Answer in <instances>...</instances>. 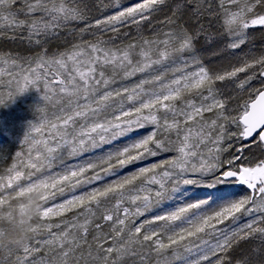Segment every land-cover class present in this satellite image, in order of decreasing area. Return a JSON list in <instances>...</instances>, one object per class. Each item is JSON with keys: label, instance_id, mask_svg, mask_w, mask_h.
<instances>
[{"label": "snow or ice", "instance_id": "snow-or-ice-1", "mask_svg": "<svg viewBox=\"0 0 264 264\" xmlns=\"http://www.w3.org/2000/svg\"><path fill=\"white\" fill-rule=\"evenodd\" d=\"M101 4L102 14L92 15L86 0H0V38L40 49L31 57L0 53V65L19 69L8 72L16 88L0 107L29 89L44 103L19 141L27 151H0L13 161L0 175V232L17 205L23 214L20 202L39 193L38 222L30 221L26 243H0V264H264V159L251 152L264 145V86L236 115L220 87L238 81L244 89L264 78V54H238L250 29H264L257 11L264 0ZM154 20L160 29L145 37ZM221 39L222 48L211 47ZM53 40L70 46L50 53ZM217 56L235 62L206 64ZM163 153L175 155L118 175ZM54 166L61 170L32 179ZM108 176L118 178L54 203ZM239 186L250 193L232 190ZM244 217L252 219L232 227ZM250 240L259 245L235 258Z\"/></svg>", "mask_w": 264, "mask_h": 264}, {"label": "rangeland", "instance_id": "rangeland-1", "mask_svg": "<svg viewBox=\"0 0 264 264\" xmlns=\"http://www.w3.org/2000/svg\"><path fill=\"white\" fill-rule=\"evenodd\" d=\"M110 0H103V4H108ZM123 3H133L135 0H122ZM218 4V0H215ZM86 3L89 5L91 9L92 15L102 14L98 11V8H102L101 0H86ZM257 11H264V8L257 7ZM167 14V8H164L159 14V20H163L165 15ZM153 26L158 30L160 29V25L154 20L152 26H145L143 29V35L145 37H152L156 33L153 32ZM215 30H222V19L215 22L214 26ZM251 35L248 44L241 50L239 55H243L244 53L249 52L251 50L255 55L259 56L264 54V29L259 27L253 28L249 30ZM132 36H136L135 28L131 29ZM131 38V37H130ZM128 40L118 41V43L126 44ZM225 43V40H217L214 44L211 45L212 48H222ZM68 43H65L63 40H53L48 45V50L51 53L55 50L63 51L65 48L69 47ZM199 47L202 50L207 51L208 46L204 44L203 41L200 42ZM39 48L30 47L27 44L21 43L20 41H13L10 39L0 38V53H12L14 55L18 54L23 57H31L34 56L37 52H39ZM229 61L235 62L231 56H217L210 60L206 59V64L211 65L213 68H218L220 66H227ZM27 67V65H25ZM0 71L3 72L0 75V99H3L5 102L9 100V91L14 90L16 88V84L11 81V77L8 75L9 71L18 72L19 69H10L7 65H0ZM250 74V73H249ZM245 73L240 74V79L245 77ZM138 77L132 78V80L126 81V83L131 84L134 83ZM261 78L257 76V78L253 79L244 89H240L238 87L237 82H225V84L220 85L223 89V97L227 101V107L232 111L233 115H236L237 105H242L244 101L248 100L249 93L252 92L254 88H261ZM254 98V94H253ZM44 107V103L42 100V93L38 89H29L27 92L23 93L19 97L15 99L13 103H11L8 107H0V151L3 149H7L13 156L16 151H27V146L19 145L20 139L23 137L24 132L26 131L27 124L29 122H38L40 118V113L37 111L38 108ZM206 117L214 118L212 113H207ZM232 131H235V126H230ZM252 154L258 159H264V146L261 145L257 147L256 145H252L251 148ZM175 153H163L156 158H150L149 160L138 162L134 165H130L125 169L119 171V176H124L132 173L133 171L138 170L139 167L147 166L151 163H155L158 161H162L165 159L171 158ZM88 157H84L83 159H87ZM11 158L0 159V175L6 173L7 168L12 164ZM72 163H77L79 161L72 160ZM59 166H54L53 169H43L41 172L36 173L35 176L32 177L33 180L37 178H42L51 173L60 171ZM118 176H108L105 178V181L94 182L93 185H85L83 188H77L74 192H66L65 196L57 197L54 203H60L66 198H70L72 195H79L86 190H90L92 187H100L105 182H110L111 180L117 179ZM240 194H248L250 190L245 187H236L232 189ZM73 213H66V219H71ZM259 214H257L258 218ZM145 218L150 217H140L137 219V223L142 221ZM252 219V217H244L241 221L238 222L237 225H232L233 228L244 224ZM61 220L60 217L53 218V222H59ZM38 221H33V223H37ZM228 222H226L227 224ZM6 226V225H5ZM63 227V225H62ZM222 227V226H221ZM56 231V229H53ZM259 245L258 240H250L246 243H243L241 247L234 253L235 258H240L242 255L251 254L252 249ZM3 253H0V258L3 257ZM127 264H134L132 259H128ZM155 264V261H153Z\"/></svg>", "mask_w": 264, "mask_h": 264}, {"label": "clouds", "instance_id": "clouds-1", "mask_svg": "<svg viewBox=\"0 0 264 264\" xmlns=\"http://www.w3.org/2000/svg\"><path fill=\"white\" fill-rule=\"evenodd\" d=\"M20 203L25 206L23 214L14 213L13 218L6 224L4 230L0 232V243L14 248L27 242L30 236L29 229L34 218L39 214V193H33L31 196L25 197Z\"/></svg>", "mask_w": 264, "mask_h": 264}, {"label": "water", "instance_id": "water-1", "mask_svg": "<svg viewBox=\"0 0 264 264\" xmlns=\"http://www.w3.org/2000/svg\"><path fill=\"white\" fill-rule=\"evenodd\" d=\"M264 146V145H263ZM240 187H246V186H240ZM247 188V187H246Z\"/></svg>", "mask_w": 264, "mask_h": 264}, {"label": "bare ground", "instance_id": "bare-ground-1", "mask_svg": "<svg viewBox=\"0 0 264 264\" xmlns=\"http://www.w3.org/2000/svg\"><path fill=\"white\" fill-rule=\"evenodd\" d=\"M240 187V186H239ZM246 188V187H245ZM247 189V188H246Z\"/></svg>", "mask_w": 264, "mask_h": 264}]
</instances>
